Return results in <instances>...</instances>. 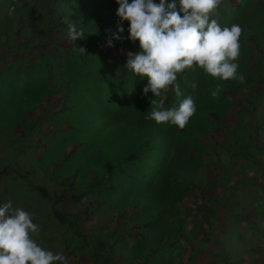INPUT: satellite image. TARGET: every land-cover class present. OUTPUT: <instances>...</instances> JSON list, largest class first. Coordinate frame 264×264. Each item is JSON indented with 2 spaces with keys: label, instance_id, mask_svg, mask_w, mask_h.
Instances as JSON below:
<instances>
[{
  "label": "rangeland",
  "instance_id": "1",
  "mask_svg": "<svg viewBox=\"0 0 264 264\" xmlns=\"http://www.w3.org/2000/svg\"><path fill=\"white\" fill-rule=\"evenodd\" d=\"M260 1L224 0L210 16L221 28L241 26L235 62L247 63L248 79L264 71ZM52 6L0 0V206L11 202L31 213L39 227L32 238L67 264H99L96 251L100 262L113 264H264V145L252 151L258 162H249L232 159L227 143L250 90L216 102L206 94L210 75L195 66L177 74L180 97L174 86L145 96L148 79L126 68L127 53L141 49L81 53L63 26L65 17L83 24L113 17L118 24L116 0ZM122 26L128 31V22ZM188 96L197 111L185 128L145 118L152 99L167 110ZM256 113L249 131L264 141V98ZM196 145L203 154L192 159ZM62 194L78 201L54 205ZM225 194L211 232L205 204ZM55 210L68 215L65 222ZM191 243L198 254L203 249L193 260Z\"/></svg>",
  "mask_w": 264,
  "mask_h": 264
},
{
  "label": "clouds",
  "instance_id": "2",
  "mask_svg": "<svg viewBox=\"0 0 264 264\" xmlns=\"http://www.w3.org/2000/svg\"><path fill=\"white\" fill-rule=\"evenodd\" d=\"M119 5L118 32L107 42L113 47L112 39H122L123 23L128 22L129 39L139 42L140 51L128 52L126 68L141 79L147 78L143 89L155 98L160 97L170 86H174L177 97L181 96L177 74L185 69H203L212 77L223 80L239 79L241 26L238 24L221 28L210 16L221 0H116ZM179 5V11L177 7ZM181 13L183 15L181 16ZM67 34L73 43L85 39L78 23L65 17ZM77 50L86 53L78 45ZM215 95V93H213ZM151 112L145 118L157 124L170 122L183 129L197 108L191 96L183 99L178 108L163 109L152 99ZM39 233L32 214L22 208H13L11 202L0 206V264H67L66 257L54 254L39 246L32 238Z\"/></svg>",
  "mask_w": 264,
  "mask_h": 264
},
{
  "label": "trees",
  "instance_id": "3",
  "mask_svg": "<svg viewBox=\"0 0 264 264\" xmlns=\"http://www.w3.org/2000/svg\"><path fill=\"white\" fill-rule=\"evenodd\" d=\"M51 3L53 4L52 8L54 7L56 0H50ZM170 1V0H168ZM160 0H157L156 3L158 4ZM223 3L224 0H221ZM76 3H73L71 5V8L73 9L75 7ZM259 7L264 10V2L260 1ZM56 9H53L54 16L57 15ZM59 15V14H58ZM73 21V19H71ZM75 22V21H73ZM78 27L80 30H82L85 33V39L77 41L76 43L72 42V47H77L78 45L81 47H84L85 49H88L89 51L92 52H98L102 48H108L107 42L110 38L113 36V32L115 30H118L117 28V23L114 21L113 17L109 18H103L102 17H97L94 21H92L89 24H83L79 22ZM59 24L56 22V18L52 16V22H51V31H58ZM63 26H67L65 23H63ZM249 29V27H247ZM122 39L116 40L112 39V43L114 46H118L119 48H131L138 50L140 49L139 42L137 41L136 43H133L129 39V32L124 30L123 33L120 34ZM66 38V35L63 34L59 39H64ZM251 40L256 44L259 42L257 35H253L251 37ZM129 42H131V45H129ZM129 45V46H126ZM251 47V44L249 45ZM247 65V63H245ZM245 65L244 62L239 63V68H238V76H243L244 81H240L239 79H231V80H223L222 78H216L210 76L208 79L209 86L206 88V94L213 98L214 101L224 103L229 100L230 94L231 93H242L245 88L250 90V97H245L243 98L242 101H240L238 104L239 106H242L243 108L240 109V112L237 115L238 120L236 121V130H234L233 134L229 138L228 146H229V153L231 154V158L235 159L238 158L240 160H245L249 162H258L256 155L252 152L253 149L256 148H263L262 145H264V141L261 140L259 135H255L249 131L250 129V122L249 121V116H256V110L263 102L264 98V71L262 68H258L257 72L254 73V76H251L250 79H248V75L251 73L250 71H245ZM257 87L258 89L254 90L253 88ZM170 93H172V89H170ZM215 93V95L213 94ZM246 105H245V104ZM234 105L231 107V109H234ZM218 114L220 118L222 117L221 114L219 113H214V115ZM207 118H213L216 119L212 116H207ZM216 121V120H215ZM217 122V121H216ZM223 121H220L219 123H222ZM239 133H238V132ZM187 134H190L189 132ZM194 154L192 155V159H197L199 156L203 154L202 149L199 146L194 147ZM227 179L224 181V189L226 188ZM39 191H41L45 196H48V192L44 188H37ZM74 195L68 196L66 194H62L60 197V201H56L54 205H57L58 202L62 201H68L71 200L70 198H73V200L78 201L76 197H73ZM226 197H228L227 194H225V197L223 199H212L211 203H206L205 204V209L209 213L211 220L208 221L209 224V229L211 232L214 230L216 222L219 220V215L220 212L223 211V205L225 204ZM55 213L59 217L60 220L66 221L65 219L67 218V214L62 213V212H57L55 210ZM182 239L188 240L185 235L183 234L181 236ZM204 244L208 246L207 243L211 242V235H208L204 238ZM102 245H106V243H101ZM192 245V250H191V255L190 258L193 260L195 257H197L203 249L200 250V253L198 254V248L196 245ZM205 246V247H206ZM94 255L96 257V260L99 264H113L112 259H106L104 262H100L102 260L103 256L101 255L100 252L96 251L94 252ZM214 256V255H213Z\"/></svg>",
  "mask_w": 264,
  "mask_h": 264
}]
</instances>
